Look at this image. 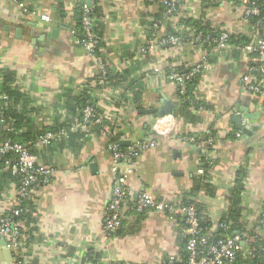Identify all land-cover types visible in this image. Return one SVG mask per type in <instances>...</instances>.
Here are the masks:
<instances>
[{
  "label": "crops",
  "instance_id": "0c3cea01",
  "mask_svg": "<svg viewBox=\"0 0 264 264\" xmlns=\"http://www.w3.org/2000/svg\"><path fill=\"white\" fill-rule=\"evenodd\" d=\"M19 2L40 16L25 14ZM77 4L0 0V109L9 99L15 104L22 115L19 132L47 131L63 123L77 132L36 148L38 162L52 168V177L35 185L23 203L21 262L12 251V261L0 264L182 263L185 214L146 209L139 215L136 203L142 193L176 205L198 200L213 229L233 206L238 208L245 229L238 251L248 254L247 243L264 237V58L259 61L238 45L213 48L206 72L193 84L199 107L190 109L183 110L179 85L168 74L190 69L207 52L192 43L194 35L181 20L198 19L250 42L259 31L264 36V24L260 30L243 21V6L232 1L180 0L176 14L156 26L160 0H100L102 47L89 55L71 31ZM177 30L187 42H169ZM250 71L263 84L260 94L245 87L243 77ZM6 73L25 101L9 98ZM107 73L111 80L104 83ZM86 88L102 119L96 124L80 121L75 107ZM167 99L178 101V116L163 117L164 137L158 135L152 111ZM113 135L126 150L147 140L156 145L136 148L132 166L126 157L115 160ZM203 160L210 166L206 180ZM12 168L0 166V218L17 202ZM115 185L129 189L123 209L127 226L109 237L105 222Z\"/></svg>",
  "mask_w": 264,
  "mask_h": 264
},
{
  "label": "built area",
  "instance_id": "2783aa9c",
  "mask_svg": "<svg viewBox=\"0 0 264 264\" xmlns=\"http://www.w3.org/2000/svg\"><path fill=\"white\" fill-rule=\"evenodd\" d=\"M160 1L167 6V9L164 12L163 19L159 20L156 23V26L172 15L179 3V0ZM222 1L240 3L243 6L242 19L245 22L248 21L249 16L259 14L258 6L252 0H213L214 3H221ZM18 6L25 14L40 16L38 11L28 8L21 2L18 3ZM88 12L89 6L84 4L82 26L85 33V38L82 39L81 45L89 55H93L95 43L97 42L96 40L98 37H96L92 32V20ZM41 17L46 21L50 20V16L48 15H42ZM230 35L231 32L228 30H221L219 34L213 36L210 34L203 35L202 33H199L192 39V43H204L208 41L213 43L216 48L226 49L229 46ZM168 40L173 44L182 43V39L176 35L170 36ZM245 50L250 54L253 53V57L261 61L264 58V39L258 38L256 41L250 42L245 46ZM207 68V55L203 54L201 59L190 69L186 71L171 72L168 74V77L179 85L180 93L185 94L188 83L194 79V77L204 74ZM251 70H254V68ZM251 72L253 71H250V73L245 74L243 77L245 87L249 92L260 94L263 91V84L257 82V80L252 76ZM83 119L85 123L91 120H96L97 122L102 120L99 116H96L92 106H86L83 109ZM162 119L164 118L157 120L159 122L157 124L159 129L157 131L158 135L165 137L167 129H163L161 127V124L163 123V121H161ZM66 133L67 132L64 128L57 132L47 131L41 135L37 146L47 145L51 140L60 136H64ZM239 134L240 133H238V135ZM155 145L156 140L143 141L134 144L126 153H122L119 150L118 144L116 143H111L110 148L114 151L115 160L126 157L133 166L135 162L133 161L132 157L136 148H150ZM10 152L15 155V164L12 165V169L13 173L20 177V185L17 187V202L10 209V211L3 214L0 218V235L5 237L8 242V246L13 252H19L25 240V232L22 230V222L18 218L23 211V202L29 198V195L35 185L48 183L51 180L53 171L51 167L39 163L37 156L31 151L29 147H27V145L7 140L0 145V156ZM7 163H9V161H7ZM132 172L133 167L129 168L127 171V173ZM128 195L129 189L121 185H115L113 189V198L107 207V216L105 222V230L109 237H114L119 228L122 226L124 203ZM136 208L138 211L149 209L167 213H175L180 211L185 214V222L187 227L184 228V233L189 236L187 241V250L189 252L187 264H223L225 260H233L236 256V253L239 249V243L241 241L240 235L237 234L226 238L225 240L211 244L208 247L206 253L198 248L199 243L204 244L207 242V238L199 235L201 231L199 217L197 215L196 207L192 204L184 206L176 205L159 200L151 194L142 193L137 199Z\"/></svg>",
  "mask_w": 264,
  "mask_h": 264
},
{
  "label": "trees",
  "instance_id": "16d2710c",
  "mask_svg": "<svg viewBox=\"0 0 264 264\" xmlns=\"http://www.w3.org/2000/svg\"><path fill=\"white\" fill-rule=\"evenodd\" d=\"M252 1H254L255 4L258 6L259 14L249 16L247 22H249L250 25H252L255 29L261 30L262 25L264 24V0H252ZM84 4L89 6L88 14L90 15L91 20H92V32L96 37H98V39L96 40L97 42L95 43V47H94V54H99L100 48L102 47L101 36L99 32V18L101 17L100 0H78V4L76 5L75 11H74V23H73L71 31L74 37L80 42V44H82L81 41L82 39L85 38V33L83 30V26H82L83 5ZM213 4L216 5L219 3L213 2ZM177 8H178V5H177ZM177 8L173 12L174 15L177 12ZM166 9H167V6L164 3H162L161 11H160L161 13H159L157 17V21L163 19V15ZM61 12L64 13V10L62 9ZM180 23H182L186 28H189L190 32L193 33L194 37L198 35L199 33H202L203 35L210 34L212 36L220 33V31H217L209 27L208 24L198 19L186 18V19L181 20ZM173 32L176 33L175 34L176 36H179L182 39V42L183 41L187 42V39H188V38L186 39L187 35H184V33H182L179 30L173 31ZM259 34H260L259 38L264 39L262 31H259ZM249 40L250 39H247L243 35L231 33L230 39H229V46L238 45L241 48H244L247 44L250 43L251 40L250 41ZM200 45L203 46L207 50L206 52L207 59L210 61L209 53H212L213 48H216V46L213 45V43L208 42V41L204 43H200ZM219 50L222 51L223 49H219ZM180 71H186V70H180ZM198 77L199 76L194 77V79H192L188 83L187 91L185 94H181L180 91L178 93L179 98L182 100L183 110L185 108L190 109V107H194V108L199 107V104H197V102L194 100L195 98H194V93H193L194 92L193 84L198 82L199 80ZM4 80L6 82L5 92L8 94L9 98L11 99L13 98V101L14 100L18 101L19 99L20 100L24 99L25 101V98L23 97L22 94H20L17 88L9 84L12 81L11 75L6 73ZM110 80H111V77L107 73L103 81L104 83H106V82H109ZM75 104H76L75 107L77 106V108L80 111V114H78L80 121L83 120V109L86 106H92L96 113V116H99L98 111L96 110V107H95V103L92 101V93H90L89 88L84 89L82 92H80L77 95V97L75 98ZM0 118L4 120L3 123H0L1 125L0 145L7 140H10L11 142H19L24 145H27V147H29L31 151L35 154H36V148L38 147L37 143L39 141V138L41 137V135H43L47 131L57 132L60 129L64 128L67 132L66 135L60 136V137H57L56 139L51 140L47 145L51 143H60L64 141L63 139H70L73 137L74 134L77 133V132L75 133L71 131L69 125L64 124V123L58 124L57 127L55 126L56 128L51 127V130H47V131L43 130L40 132H19L18 129L19 127H21L20 122L22 120V115L19 114L15 104H12V103L10 104V99H9V104L0 109ZM96 123H99V122H97L96 120H91L88 122L89 125L96 124ZM95 126L100 127L101 125L97 124ZM110 142L118 144L119 150L122 153H126L128 151L125 149V147H122L120 145L119 139L115 135L112 136V139ZM7 161H9V163H7ZM13 164H15V155L13 153L10 152V153H6L0 156V166L11 167ZM202 167L205 169V172L203 174V179L206 180L208 178V171H209L210 166L208 165L207 162H205V160H203ZM15 177L18 179V186H19L20 177L18 175H15ZM235 191L236 192H235L234 197L237 199L236 200L237 202L238 197L242 191V185L240 184L238 189H235ZM190 204L196 207L197 215L199 217V223H200V229H201L199 235L207 238L206 243L204 244L199 243L198 245V248L201 251H204L206 253L208 250V247L211 244L217 243L218 241H221V240H225L226 238L234 236L237 233H238L237 235H241L242 238L244 239L245 229L242 227V224L238 222V216H240V212L238 211V208L236 209L233 206L231 211L227 214L228 216H225L224 219H222L221 225L213 229V226L211 225V223L207 221V219L202 214V203L196 199H193V200L191 199L189 201L184 202L182 206L190 205ZM23 211H24V207H23ZM23 211H22V214L18 217L20 220H22L23 218L22 216ZM143 212L144 210L137 211L139 215H141ZM171 214H175V213H171ZM140 220L142 219L140 218ZM126 226H127L126 220L122 219V226L119 228L116 235L114 236H118L122 234V232L125 231L124 228H126ZM261 226L263 227V225H260V228H262ZM185 227H187L186 222H185L184 228ZM22 230H23V227H22ZM188 238L189 236L186 234L183 236V239H182V243H183L182 250L183 251L181 252V258L183 262L177 263V264H187V261L189 258V252L187 250ZM247 246L249 250L248 254H244L243 251H237L236 256L234 257L233 260H227V261L225 260L223 264H264V237L262 236L256 237L255 241L253 242L251 241L247 243ZM14 255H15V258H17V262H21L20 254L18 252H14Z\"/></svg>",
  "mask_w": 264,
  "mask_h": 264
},
{
  "label": "water",
  "instance_id": "95a60500",
  "mask_svg": "<svg viewBox=\"0 0 264 264\" xmlns=\"http://www.w3.org/2000/svg\"><path fill=\"white\" fill-rule=\"evenodd\" d=\"M178 101H173L170 99H167L161 107H159L157 110L152 111L153 116V123H157V120L160 118H163L166 115H174L178 116ZM129 141H122V144H128ZM189 146V145H188ZM0 246L2 249H0V260L1 261H12L13 259V253L11 248L8 246V242L5 239V237L0 235Z\"/></svg>",
  "mask_w": 264,
  "mask_h": 264
}]
</instances>
